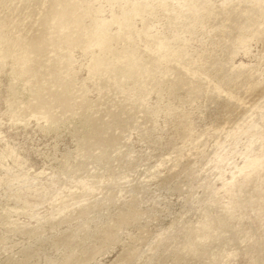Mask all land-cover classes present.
Wrapping results in <instances>:
<instances>
[{
	"label": "rangeland",
	"instance_id": "374dc122",
	"mask_svg": "<svg viewBox=\"0 0 264 264\" xmlns=\"http://www.w3.org/2000/svg\"><path fill=\"white\" fill-rule=\"evenodd\" d=\"M136 1L0 0V264H264V33Z\"/></svg>",
	"mask_w": 264,
	"mask_h": 264
},
{
	"label": "bare ground",
	"instance_id": "6f19581e",
	"mask_svg": "<svg viewBox=\"0 0 264 264\" xmlns=\"http://www.w3.org/2000/svg\"><path fill=\"white\" fill-rule=\"evenodd\" d=\"M161 4L156 5L151 1H147L146 3H139L141 9L145 7L149 8V11H155V8L158 6L163 7L165 11L174 12L175 16H171L170 23L173 25H179L175 20H180V24H184L183 19L191 20L192 18H200V21L205 25L208 22H205V18L200 14L202 9L205 10L206 16H210L213 20V23L220 15H224V18L221 21H217L215 24L210 26V29H215L214 35H209V37L213 40L214 43H218L219 40L223 41L228 35V38H238L244 39L251 37L253 33L261 34L264 33V0H223V7L216 8L213 0H160ZM136 1V6L139 4ZM145 5V6H143ZM159 9V8H158ZM143 11H147L146 8ZM148 11V12H149ZM203 12V11H202ZM237 12L238 15L236 17H232L233 13ZM159 13V12H158ZM164 14V13H163ZM172 14V15H173ZM157 15V14H156ZM254 16L258 18L256 28L253 30H249L248 28L253 26L252 23L246 24L249 20L252 22H256L254 20ZM165 17V16H164ZM169 19V18H168ZM215 20V21H214ZM239 21V22H237ZM171 25V24H170ZM261 28V31H259ZM245 31V34L243 33ZM243 33V34H242ZM188 40V39H186ZM226 40V39H225ZM244 47L246 50H249L250 44L245 43ZM234 73L241 74L244 72V64H241L239 67H234ZM236 74V75H237ZM238 76V75H237ZM235 79H238L236 77Z\"/></svg>",
	"mask_w": 264,
	"mask_h": 264
}]
</instances>
